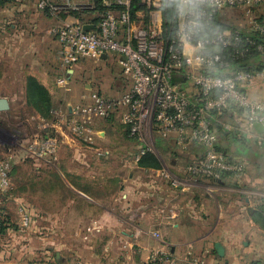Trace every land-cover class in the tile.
<instances>
[{"label":"built area","instance_id":"1","mask_svg":"<svg viewBox=\"0 0 264 264\" xmlns=\"http://www.w3.org/2000/svg\"><path fill=\"white\" fill-rule=\"evenodd\" d=\"M35 1L37 8L50 16L71 12L93 15L84 22L72 20L51 26L49 32L58 42L62 67L81 58L98 60L116 54L123 72L131 76L128 89L118 97L92 93L88 103L69 106L67 113L59 117L66 130L92 148L100 134L94 127L95 121L117 117L128 137L134 140L137 152L130 158L134 164L145 153H154L156 142L150 147L148 137L172 142L181 153L189 152L193 146L201 147L199 156L178 168L180 176L163 168L157 170L158 177L174 189L187 190L200 179L244 175V162L230 160L217 150L219 135L213 124L219 122L224 110L234 107L249 129L256 122L264 125V100L251 98L246 91L248 84L264 85V69L231 72L225 78L206 71L228 67L225 51H232L235 59L245 58L255 42L237 30H216L210 38H196L214 15L229 10L248 13L264 7V0H178L174 31L167 36L161 15L162 3L167 0ZM86 25L92 29L84 30ZM247 27V31L264 37V25L257 16L247 17ZM212 46L219 50L212 52ZM256 49L263 51L261 45ZM57 84L63 87L66 80L58 79ZM215 90L219 94L212 96ZM223 128L231 129L227 124ZM43 141L45 146H38L40 153L56 149L51 138L45 137ZM9 170V162L0 161L1 193L10 187ZM21 214L20 225L26 227L32 217L24 211ZM3 216L0 208V228L5 222ZM155 260L151 257L148 264Z\"/></svg>","mask_w":264,"mask_h":264},{"label":"rangeland","instance_id":"2","mask_svg":"<svg viewBox=\"0 0 264 264\" xmlns=\"http://www.w3.org/2000/svg\"><path fill=\"white\" fill-rule=\"evenodd\" d=\"M35 2L26 0L20 4L12 1L0 5V98H7L10 105L8 111H0V161L10 164V187L6 192H0L4 227L8 225V232L4 229L0 234V264H80L81 260H74L71 253L83 247L81 235L95 215L89 212L83 219L82 212L92 205L75 191L87 194L93 202L108 203L109 197L99 196L104 191L105 195L113 192V184L99 187L97 182L86 177L127 176L135 169L130 163L135 149L131 155L128 154L132 141L128 140L117 117L109 121L96 120L94 127L105 129L108 136L104 146L109 145L113 149L114 157H109L113 161L108 163L104 159L107 156L104 151H89V146L80 137L60 124L59 117L67 113L69 106L88 103L92 93L104 97L120 96L128 89L131 76L123 72L116 54H108V60L81 58L62 67L58 42L49 32L51 26L75 20L69 17L71 13L78 14L79 19L75 20L78 22H84L93 15L71 12L50 16L39 10ZM257 10L248 13L229 10L221 13L220 17L225 24L239 27L247 25V17L256 16ZM27 77L36 79L39 84L44 83L41 85L47 90L51 102L49 117H40L39 112L27 102ZM62 78L66 80L63 87L57 84V80ZM45 137L54 140L56 149L40 153L38 146H45ZM97 137L96 144L100 134ZM147 140L150 147L156 142L154 137ZM168 144L172 146V142ZM236 148L234 142L228 143V155H234ZM261 149L253 159L258 163L257 167L254 165L253 172L264 174V146ZM153 152L163 169L174 176L181 175V171L174 170L170 164L177 158L174 153L157 147ZM120 160L122 164L125 161L130 165L120 166ZM177 161L178 168L191 163L184 159ZM139 175L143 181L150 179L149 173L146 177ZM151 179L156 178L151 176ZM102 187L105 190H100ZM217 188L216 183L209 181V185L202 189L216 192ZM261 189L264 192V186ZM72 200L73 206L68 208ZM21 211L34 220L26 227L20 225ZM15 227L17 231H14ZM91 234V241L88 240L90 248L100 252L98 245L102 237L95 232ZM6 253L12 258L8 259Z\"/></svg>","mask_w":264,"mask_h":264},{"label":"crops","instance_id":"3","mask_svg":"<svg viewBox=\"0 0 264 264\" xmlns=\"http://www.w3.org/2000/svg\"><path fill=\"white\" fill-rule=\"evenodd\" d=\"M239 28L248 29L247 25H239ZM187 52L191 49L187 48ZM102 59L108 60V54ZM121 85L124 86L123 83ZM246 91L251 98L264 100L263 84H248ZM229 113L237 122L242 119L238 109ZM227 119L220 117L221 126L229 125ZM96 130L100 139L94 147L87 149L91 152L96 149L104 151L107 155L104 159L109 163L113 161L109 157H114V153L109 145L104 146L108 137L106 130ZM241 130H247L250 137L243 149L240 152L235 149L234 155L225 151L228 159L247 165L241 177L225 174L219 180L200 179L191 183L187 190L174 189L158 177L157 170H143L132 159L130 163L135 169L125 177L122 174L112 177L98 175L97 178L88 175L86 178L97 182L99 187L113 184L114 189L107 195L105 191H100L105 194L99 197H109L108 203L93 202L87 194L75 191L76 195L92 205L82 212L83 219L89 212L95 215V219L85 225L81 235L84 245L80 251L71 253L72 258L81 260L80 264H148L151 257L156 259L151 264H264V192L261 189L264 174L253 172L254 165H258L253 159L262 150L260 139L264 138V134H257L246 125ZM131 143L127 151L129 155L135 149L134 141ZM222 144L227 149L226 142ZM175 151L177 158L170 162L174 170H178L177 159L193 161L202 152L199 146L191 147L187 154L176 148ZM119 165L125 167L130 164L125 161L122 164L120 160ZM148 173L150 179L143 181L139 174L146 177ZM151 176L156 179L152 180ZM209 181L218 186L216 192L202 189L209 185ZM73 203L72 200L67 207L71 208ZM14 229L17 231L16 227ZM91 232L102 237L98 245L100 252L90 248L88 240L91 241ZM215 243L223 247L222 257L216 253ZM6 257L10 259L12 255L6 253ZM7 258L5 261L9 262Z\"/></svg>","mask_w":264,"mask_h":264},{"label":"trees","instance_id":"4","mask_svg":"<svg viewBox=\"0 0 264 264\" xmlns=\"http://www.w3.org/2000/svg\"><path fill=\"white\" fill-rule=\"evenodd\" d=\"M17 2L15 0H0V5H5V3L9 2ZM20 4L24 3L23 1L18 2ZM177 6H178V0H167L162 3L161 6V15H162V26L163 31L165 32V35L173 33L174 27H175V20L177 15ZM102 10V8H98ZM221 15L216 14L212 17L210 21L207 22V26L203 28V32H201L200 36H198L196 39L200 38H210L213 36L214 32L216 30L224 31V30H237L241 33V35H246L250 37L254 42L255 46H252L250 48V53L245 58L241 59H235L232 51H225V55H227L226 61H228V67H221V68H215L212 70H207L206 74L217 76L221 78L227 77L231 72H237V71H245V72H254L258 70L264 69V37L259 36L255 32L247 31L245 29H241L239 27L232 26V24H225L221 21ZM256 16L258 17V20L264 25V7H261L257 10ZM69 17L74 18L75 20H78L79 16L77 13H71L69 14ZM98 20V19H97ZM97 20H94V22H97ZM195 39V40H196ZM257 45H261L263 48V51L260 52L256 49ZM212 52L218 51V46H212L210 49ZM176 82H178V79H175ZM182 86H185L186 83L180 82ZM26 89H27V102L32 105L35 110L39 112L40 117H49L51 114V102H50V96L47 92V90L37 82L36 79L32 77H27L26 80ZM219 94L218 90L213 91L212 96H217ZM235 111V109H227L224 110L222 116L227 117L228 119L226 122L231 126V130H225L223 126L219 122L214 123L213 126L218 132L219 135V141L222 142H234L238 148V151L243 149L244 144L250 139L249 133L246 131H242L243 127L247 124L243 119H240V122L235 121L236 119H233V116L230 115L229 111ZM215 114L212 113V117ZM110 120V119H108ZM125 128V127H124ZM125 134L130 141H134L133 139L128 137V132L125 129ZM240 134V135H239ZM261 143L264 146V138H261ZM217 143L216 148L217 150L221 151L223 154L226 155L225 151L227 150L224 145H220V143ZM228 143L226 146L228 147ZM242 144V145H241ZM156 147L162 150H170L174 154H177L175 151V148L173 146H170L168 142L166 143L164 140L157 139L156 140ZM240 147L242 149H240ZM225 148V149H224ZM202 151V149H201ZM137 151L135 150V153ZM137 166L143 170H158L161 169L160 162L158 159L150 152L145 153L140 157V159L137 162ZM264 212V211H263ZM7 226L4 227V225L0 228V234L4 233V229L7 230ZM1 234V235H2Z\"/></svg>","mask_w":264,"mask_h":264},{"label":"water","instance_id":"5","mask_svg":"<svg viewBox=\"0 0 264 264\" xmlns=\"http://www.w3.org/2000/svg\"><path fill=\"white\" fill-rule=\"evenodd\" d=\"M92 29V26H84V30L88 31ZM102 58H105L103 56ZM9 108V103L5 98H0V111L6 110ZM253 131H255L257 134H264V125L261 123H253L252 125ZM214 248L216 250V253L222 257L224 255V249L219 243H215Z\"/></svg>","mask_w":264,"mask_h":264}]
</instances>
